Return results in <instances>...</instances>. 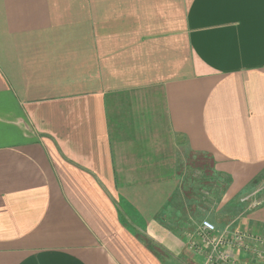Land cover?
I'll list each match as a JSON object with an SVG mask.
<instances>
[{"label":"crops","instance_id":"crops-1","mask_svg":"<svg viewBox=\"0 0 264 264\" xmlns=\"http://www.w3.org/2000/svg\"><path fill=\"white\" fill-rule=\"evenodd\" d=\"M183 152L264 263V0H0V264H203Z\"/></svg>","mask_w":264,"mask_h":264},{"label":"built area","instance_id":"built-area-1","mask_svg":"<svg viewBox=\"0 0 264 264\" xmlns=\"http://www.w3.org/2000/svg\"><path fill=\"white\" fill-rule=\"evenodd\" d=\"M249 240L260 241L241 231L224 234L209 221L191 233V247L204 256L203 264H236L238 249H247Z\"/></svg>","mask_w":264,"mask_h":264},{"label":"rangeland","instance_id":"rangeland-1","mask_svg":"<svg viewBox=\"0 0 264 264\" xmlns=\"http://www.w3.org/2000/svg\"><path fill=\"white\" fill-rule=\"evenodd\" d=\"M181 157V164L179 163L180 170L183 173L184 180L188 182V186L185 190L189 193L191 192L190 194H193L194 197L198 196L197 198L201 201L200 205L203 215H199V225H201L204 221H209L214 224L216 228H219L220 224L216 221L217 202L219 200H213L212 202L210 195H213V193L217 191L224 180L215 175L214 170L211 168L212 165L208 159H202L201 162H199L196 158L189 156L185 152L182 153ZM219 181H221L220 185L218 184ZM240 264L248 263L243 262ZM256 264L260 263L256 262Z\"/></svg>","mask_w":264,"mask_h":264},{"label":"trees","instance_id":"trees-1","mask_svg":"<svg viewBox=\"0 0 264 264\" xmlns=\"http://www.w3.org/2000/svg\"><path fill=\"white\" fill-rule=\"evenodd\" d=\"M221 181H219V185H220ZM226 186H227V181L224 180L222 182V184L219 186V188L217 189L216 192L213 193V200H219L221 198V196L223 195L224 193V190L226 189ZM219 195V196H218ZM218 197V198H217Z\"/></svg>","mask_w":264,"mask_h":264}]
</instances>
